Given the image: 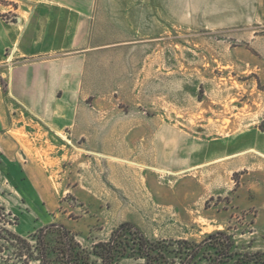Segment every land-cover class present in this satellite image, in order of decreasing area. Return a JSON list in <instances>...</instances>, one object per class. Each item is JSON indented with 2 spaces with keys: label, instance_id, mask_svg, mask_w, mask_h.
Here are the masks:
<instances>
[{
  "label": "rangeland",
  "instance_id": "obj_1",
  "mask_svg": "<svg viewBox=\"0 0 264 264\" xmlns=\"http://www.w3.org/2000/svg\"><path fill=\"white\" fill-rule=\"evenodd\" d=\"M128 1L103 0L104 9L127 11L128 4L134 5ZM17 5L0 0V21L14 23ZM135 6L136 12L144 11L143 0ZM148 9L160 13L159 0H151ZM237 33L169 24H152L142 36L118 33L119 44L131 46L118 50V56L132 58L116 65L120 89L112 103L122 109L119 114L173 125L176 152L218 144L221 153L195 164L176 157L169 167L161 155L160 164L146 168L120 162L148 179L142 189L125 190L120 175L104 170L97 163L104 159L96 156L97 164L71 170L76 143L66 140L62 146L59 139L39 134L42 127L32 128L34 123L17 111L19 116L10 118L14 126L0 134L9 141L0 145V264H38L20 256L14 238L33 244L35 231L51 224L66 226L89 251L107 242L121 222H131L150 241L198 243L223 231L236 254H264V159L245 142L249 135L264 136V68ZM0 85L7 92L1 78ZM5 108L15 114L8 101ZM156 132L141 130L139 143L123 147L133 150L134 158L151 156L140 151ZM159 134L160 149H165L167 131Z\"/></svg>",
  "mask_w": 264,
  "mask_h": 264
},
{
  "label": "crops",
  "instance_id": "obj_2",
  "mask_svg": "<svg viewBox=\"0 0 264 264\" xmlns=\"http://www.w3.org/2000/svg\"><path fill=\"white\" fill-rule=\"evenodd\" d=\"M136 1H128L134 5L128 4L127 11H113L104 9L103 0H15L20 4L15 10V22L0 21V78L7 85V92L0 85V134L11 130L14 124L10 118L20 112L34 123L32 128L42 127L44 132L37 131L39 134L59 139L62 146L66 140L76 143L71 170L100 163L108 173L119 174V182L128 191L135 186L147 187L148 179L141 180L121 163L144 168L160 164L161 155L169 167L176 163V157L195 164L219 156L218 144L199 148L191 145L176 152L173 125L161 126L155 118L144 121L119 114L122 109L112 103L115 90L120 89L115 85L116 65H122L128 57L118 56V50L131 46L119 44L118 33L142 36L152 24L237 30V39H243L261 70L264 0H159L160 13L148 12L151 0H143L144 11L136 12ZM118 69L122 74V68ZM6 101L16 108L15 114L7 111ZM162 129L167 131V140L163 138L167 142L165 149H160ZM141 130L157 132L152 134L150 146H142L140 151L151 156L134 158L133 150H125L123 145L139 143ZM245 142L253 145L252 153L264 159V136L249 135ZM8 143L0 138V145ZM100 144L104 145L102 150ZM95 156L106 162L96 163Z\"/></svg>",
  "mask_w": 264,
  "mask_h": 264
},
{
  "label": "trees",
  "instance_id": "obj_3",
  "mask_svg": "<svg viewBox=\"0 0 264 264\" xmlns=\"http://www.w3.org/2000/svg\"><path fill=\"white\" fill-rule=\"evenodd\" d=\"M20 256L38 264H264V254H236L235 244L223 231L205 236L200 242L189 240L150 241L131 222H121L108 241L87 250L64 225L51 224L33 234V244L15 237Z\"/></svg>",
  "mask_w": 264,
  "mask_h": 264
}]
</instances>
